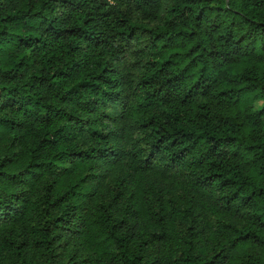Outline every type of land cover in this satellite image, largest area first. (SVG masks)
Segmentation results:
<instances>
[{
  "label": "trees",
  "instance_id": "1",
  "mask_svg": "<svg viewBox=\"0 0 264 264\" xmlns=\"http://www.w3.org/2000/svg\"><path fill=\"white\" fill-rule=\"evenodd\" d=\"M0 264H264V0H0Z\"/></svg>",
  "mask_w": 264,
  "mask_h": 264
}]
</instances>
